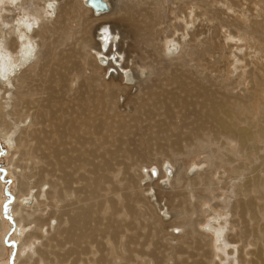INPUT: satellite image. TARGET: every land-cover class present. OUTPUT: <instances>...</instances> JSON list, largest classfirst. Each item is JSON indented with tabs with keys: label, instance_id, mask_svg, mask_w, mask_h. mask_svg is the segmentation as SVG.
<instances>
[{
	"label": "rangeland",
	"instance_id": "374dc122",
	"mask_svg": "<svg viewBox=\"0 0 264 264\" xmlns=\"http://www.w3.org/2000/svg\"><path fill=\"white\" fill-rule=\"evenodd\" d=\"M31 1V3L29 2V10L44 2V0ZM193 1L194 0H188L187 2H190L191 4H186L183 0H114L115 5H117L114 12L118 13V7H121L120 5L124 7L123 10L125 11L121 10L120 15L114 14L113 16L112 14L113 17L104 19L110 25L112 31H115V35H110L115 40L114 44L110 45L111 50L119 48V51L122 54L119 53L117 56H121L124 69H134L141 75L136 86L126 87V89L122 88L118 92L120 94H117L116 98L113 97L108 99L109 102L104 106L103 104H97L94 101L100 99V91L105 87L102 86L101 79L94 77L96 78L95 81L94 79L89 80L92 76H88L91 74L90 68L84 69L87 67L85 59L82 64H80L78 70L69 69L66 71L67 77L63 83H55L53 79L57 80V75L52 73V63L47 65L48 59L45 57V52L48 47L47 45L50 44L53 39L58 37L55 30L59 24L51 20L47 21L43 28L36 26V32L34 31L36 35L35 39L44 53L36 61L34 66L27 69L24 68L25 70H17V77L12 79L13 84L10 83V87L12 88L11 91L14 92V95L7 93L5 99L3 98L5 93L3 91L4 89L0 91V101L3 102L5 107L7 106L6 109H2V112L4 111L3 114L7 116H4L7 120H11L10 118H12V116L9 115L8 112L13 108L15 100H17L18 97L24 99V96L21 95L20 92L27 88V85L35 87L33 88L35 90L33 96L35 102L32 104V107L28 108V111L25 110V116L23 115V118H25H20L19 121L22 120L21 123L23 127H21V125L20 129H17L14 135V140L18 135L23 136L26 130H31L32 128L42 131V136H44L45 132L53 130V126L57 125L59 120L64 118L61 115L62 108L68 111V115L66 116V119L68 120H74V118L77 117L80 108H83V113H86L85 117L91 116L97 123L100 121L107 122L110 124V128H113L112 131L109 130L108 132L100 126L99 129H96V134L91 138L92 143H85L82 147L77 140L69 139L67 141L65 147L70 149V154L64 155V157L62 156L61 160L69 162V168H65L66 170H63L62 172L56 171L55 176H47V180H49L48 182H50L51 179L55 180L59 176L66 178V183L68 184L66 189L64 188L62 191L64 190L67 192L63 193L64 196L60 201H57L55 198H47L46 201L49 205H47L44 217L49 216L53 212L51 218L52 221H50L51 219L48 220L51 224L44 226L42 234L45 236L32 237L28 245L22 247L23 251L21 252L19 246L21 240L25 238L24 235L27 234L28 230L26 231L22 228L20 230L15 219L11 216V203L14 201L13 193L18 188V180L17 176L12 174L13 165L9 160L12 152L10 150L12 148L10 149L7 141L0 135V182L3 183V190L1 192V217L3 220L2 222L4 223H2L4 229L1 232V247L3 249L2 255H0V264H20L21 259L24 258L23 255L25 253L27 254L26 251L29 250L28 248H31V251L37 252L33 253L34 258H32L27 264H37L35 261L38 259V252L42 253L45 250V243L48 242L47 239L49 237H57L55 235V227H57V223L58 227L56 229L62 230V228L69 226L70 223L67 219L70 215H77L82 206L85 208L88 205H93L92 199L79 201V199H84L86 194L84 191L83 193H79V191L77 192L75 189H77L78 186L85 185V183L79 181V179L82 176L88 177L89 174L92 173L90 171L94 166H96V169L99 166V172L96 170V173L93 175L106 179L103 180L105 183L104 186H102L105 191L100 188L102 190H100L99 193L97 192L100 201L97 200V193L94 198V202L97 204L95 205L96 208L99 207V203H105V206L101 208V213L94 208V211L96 210L97 213H94L92 210L93 213L90 218L91 226L98 228L101 233H98L93 237L91 240L92 245L85 241H83L84 243L79 244L66 242L61 251V254L63 255V252H65L64 254L66 256H59L60 258L57 259L60 263L125 264V257L121 258L115 250L113 251L110 249L113 245L115 247L118 245L117 247L120 252L125 254V256L128 255V253H125L124 245L129 242L130 236L132 237L136 234V222H139L140 220L142 225L144 227L146 225L147 227L142 230V237L138 239V244H131L132 249L133 247H136L137 249V251H135L134 248L133 251L136 255L133 264H157V261L160 258L164 259L166 264H174L175 261L179 260L176 258V256L178 257L179 255L176 254V251L183 244L180 235H183L187 229V226L175 227L169 222L171 215L170 213L168 214L167 210L175 217V204L181 199H179L180 197H176V200L174 201L173 195L180 191L179 189H182V193L184 192L187 195V205L188 209H190L189 217L192 218V221H195V230L192 233H195L194 236H197L195 237L197 243H192L190 245L191 248L188 250L189 255L191 254L192 256L193 254L198 255L201 253L198 257L205 259V263L208 262L207 264H249V260L255 258V255L251 252H254L259 245L251 244L250 241L252 236L248 237L246 236L247 232H243L244 225L246 224H243V220L239 221L240 215L236 211L237 209L234 205L235 201L239 198L235 193L239 188L237 184L243 183L246 177L250 175L251 170H249L248 173L243 172L241 176L237 178L233 177L232 179L231 176H233V172L230 168L234 163L237 164L239 160L232 165H229L228 162L222 163V156L224 157L227 154L224 150L222 151L220 147L216 150L214 143L210 146L205 144L206 147H204V149L189 148L187 141L175 144L173 141L175 139L174 134L176 133L175 128L178 124H181L184 121V115H186V112L188 114L192 109L199 107L196 104H199L202 101V97L196 94L188 95L185 92H182L181 89L178 90L173 80L174 76L171 74L178 73L184 75L183 77L187 75V83L184 80L183 82L188 85L191 83L198 87V84L200 83L194 84L195 80L204 82L203 84L206 85L208 90L212 87L210 91L213 92L218 88L216 84L219 82L224 85L230 84V90L235 95L252 96V91H255L257 93L255 97V105L260 106V104L264 103V50L254 51V48L250 49L245 45L248 41H238V45L244 44L240 55L243 56L245 53L246 56V60L239 63L236 54H234V56L229 53V51H232L233 53L237 52L235 51L236 48H233L234 50L232 49L233 44L236 45L237 43H235L236 41L230 42L231 40H225L224 36L226 27H223L221 30V27L217 25L218 19H213L212 22H210L211 20L208 19L211 18L212 14L204 13L203 7L201 8L196 3L197 0H195V2ZM206 1L211 3V7L214 8L213 10H217L220 16L223 18L225 17V19L229 18V20H232L233 18H238L241 22L246 21L245 23H250L248 20H261V18L264 17V3L262 1H260L258 5H254L251 4V0H232L235 4L231 9L227 8L228 0ZM55 3L58 5L59 9H62L66 0H55ZM124 5H128V7L126 8ZM256 7L262 11V16L257 15L259 9ZM131 8H133V11L128 10ZM234 8L237 9L235 10L236 12L233 10ZM189 9L191 10L190 18L187 16ZM2 10V14H0L1 18L3 15L9 14L8 10ZM241 11L247 13L245 18V15L243 16ZM18 12H20L19 9H16L14 14L22 16V14ZM80 12H83L85 17L90 18L91 21H93L92 17H90V13L82 10ZM238 12L242 18L237 14ZM177 14H179L180 17L182 16L184 20L177 18L179 17ZM187 19L190 23L186 26ZM99 21L100 20H96V22L93 21L92 38ZM3 23L8 26L7 22L5 23L4 21ZM70 24L74 30L78 27L76 21H73ZM230 29H232V27H230ZM166 36L168 40L177 43L175 49L176 52L168 54L169 51H166L168 45L165 41ZM147 37L152 38L155 44L147 45L140 41ZM74 40H76V38L72 37V40L70 41L71 43L68 42V44L60 45L58 51H61L64 48L69 49L71 45L74 46L73 43L76 42ZM99 41L100 40H98V42ZM110 41L113 42V39ZM215 41L216 43H220L223 48L216 49L212 54L207 53L203 55V59L192 58L193 52L198 51L200 53L208 46L209 42L213 43ZM251 42H255L256 45L260 44V42L254 41L253 39ZM84 52L76 54L75 59H78L79 61V59L82 58L81 56H85ZM247 53H250L252 56H248ZM104 55L108 57L107 53H104ZM110 56L115 57V54L111 53L109 57ZM194 57L196 56L194 55ZM108 60H110V58ZM215 61H218V63L215 64L216 66H213ZM55 62L59 66H64L62 63L58 64L57 60H55ZM245 63H248V65L246 66ZM238 64L240 68L235 70V65ZM243 67L244 70L254 68V70L258 72L260 76V84L257 85V89L252 87L249 78H246L245 73L243 74ZM60 71L62 70H59V72ZM104 73L105 77L103 78ZM130 73L133 74L131 71ZM241 73L242 75L238 76ZM110 74V70L108 73L102 71L100 76L103 80L106 79L104 81H108L111 80L109 79ZM120 75L118 76V74H114V77L116 76V81L119 83L121 81ZM90 82L94 85L89 86ZM213 82H215V84ZM134 83H136L135 79H133V84ZM211 83L213 84L211 85ZM50 85H52L51 88L54 87L56 90L48 89ZM7 87H9V85ZM169 93L170 98H168L167 104L171 116L168 117L165 114L168 109L164 111V105L161 106L159 100L160 98H163V96H167ZM175 93L183 97L186 102L193 100V102H195L193 107H191V105L187 111L182 107H178V105L171 100V96ZM36 112L38 114L42 112L45 115V118L41 116L39 117ZM258 115L259 110L257 109L255 112L256 119ZM29 123L33 124H30L29 126ZM122 127H127L128 130H124ZM22 128L24 129L23 131ZM186 129L188 130V127L183 128L182 131L185 132ZM15 144L17 145V142H15ZM259 145L261 150L252 155L251 166H258L262 160L260 156H264V142ZM118 149H123V152H119L120 154L115 155L116 157L111 156L113 150L118 151ZM126 149L131 151V154H126ZM90 150L93 152V156L87 152ZM81 151L87 152L86 157L88 156V158L85 159L88 161L87 164L85 160L83 163L81 159L78 161V154H80ZM20 157L21 153L17 152L13 160L19 164L18 170L22 169V172L28 174L31 172L35 173V171L37 172L42 165L46 166L47 162L49 164L53 158L51 157L42 161L39 157L29 158L28 156H25L24 159ZM32 161L36 164H33L34 169ZM80 165H85V170L78 171L77 167ZM102 166H105V170ZM101 167L102 169H100ZM167 167L170 169L169 173H172L168 180L163 176V170ZM254 169L257 168L255 167ZM208 170H211L209 177L211 180H208L209 186L205 187L203 182L201 184L197 183L199 181L198 176L206 174ZM119 171L121 172L118 173ZM196 174L197 177H195ZM37 177L38 175L35 177L32 176L30 181L34 183ZM177 178H181L179 183H176L178 180ZM161 181H163L162 184ZM50 185L51 183H47L45 190H50ZM113 186L118 190L120 189V192L116 190L117 193L114 191L115 189L113 190L117 195H114V192L112 191ZM123 186L131 189L129 190V193L130 191L134 193L133 195L131 192L133 198H131L132 201L130 203L136 205L138 214L135 215L136 217L133 216L134 214H129L130 216L125 214V220H121L120 217L118 222L127 224L129 230L125 231L123 234H119L116 238H112L110 237L111 234L106 235L104 233L107 224L105 222L107 221L105 220V217L111 213L110 204H107L106 202L107 198L112 195V200L115 197V200L113 201H119L118 203L120 204L123 197H118L119 194L128 191L126 187L127 191L124 190L125 188ZM86 187L87 186L85 185V188ZM121 188H124V192H122ZM110 189L113 193L107 192L108 190L110 191ZM165 189L168 193L164 191ZM102 194H105L106 196ZM206 194L208 197H206ZM136 196H138V199ZM111 197L109 198L110 200ZM43 198L45 199L46 196ZM116 198L118 199L116 200ZM120 198L121 200H119ZM135 198L140 203L137 204ZM109 210L110 213H108ZM237 215H239V217ZM137 216L140 218L138 221ZM158 216L160 218H158ZM102 219L104 222H102ZM161 219L164 221V225L167 226L162 225L163 228L161 227L159 224V222L161 223L162 221ZM210 223H215L220 228L223 227L221 233H219L220 235H218L219 237L214 235V233L210 231L211 229L209 230L208 226ZM156 225L157 229L153 227ZM49 226H51V228ZM18 228L21 233H17L16 230H18ZM78 230L79 228L76 229L77 235L82 232H79L81 229ZM186 233L189 238L192 237V233H188L187 231ZM16 234H19V238ZM22 234H24V237ZM244 234L246 235L244 236ZM58 239H60L59 236ZM142 248H144V250L141 251ZM84 249H87L88 251L84 252ZM198 251L200 253H197ZM203 252L207 253V256ZM19 254L22 258L19 257ZM63 257L68 258V260ZM187 257L188 254L184 252L180 260H186ZM193 258L196 257L189 258L188 263L186 262L184 264L191 263ZM40 260L38 264H45L42 259Z\"/></svg>",
	"mask_w": 264,
	"mask_h": 264
},
{
	"label": "bare ground",
	"instance_id": "6f19581e",
	"mask_svg": "<svg viewBox=\"0 0 264 264\" xmlns=\"http://www.w3.org/2000/svg\"><path fill=\"white\" fill-rule=\"evenodd\" d=\"M30 1L31 0H12V1L11 0H0V14H2V11H3L2 9H6L9 11V14L3 15L2 18L0 15V91H2L4 89L3 91L5 93H4L3 98H5V95H7V93H11L14 95V92L11 91L12 88L10 87V83H12V79L17 77L16 76V74H18L17 70L24 69V68L27 69V68L34 66L36 61L44 53L42 51L41 47L39 46V44L36 42V39H35V37H36L35 32L36 31L35 30H36V26H39V28H43L44 24L47 21H51V20H53V22H57L59 24L55 30L56 33L58 34V37L56 39H53V41H51L50 44L47 45L48 47H47V50L45 52V57L48 59L47 65H50L52 63V66H53L52 73L57 75L56 76L57 80L53 79L55 81V83H58V84L63 83L67 77L66 71L69 69L78 70L80 68V64H82V62L85 59V61H86L85 63L87 65V67H85L84 69L90 68L91 74L88 76H92V78H90L89 80L94 79V81H95L96 78L101 79L102 80V86L105 87V88H102V90L100 91V95H101L100 99L97 101H94L97 104L101 103L104 106L109 102L108 99L113 98V97L116 98L117 94H120V93H118L119 90H121L122 88L126 89V87H133L134 85L136 86L138 84V82L140 80V75H141L140 73H137V71H135L134 69L133 70L124 69V64H122V60H121L120 55H119L120 59H118V60L114 59L113 56L109 57V55L111 53H114L115 57H116L121 52L119 51V48L111 50L110 45H113L115 40L110 35L111 34L115 35V31H112V29L110 28V25L104 19L108 18V17H113L114 14L120 15L121 10L124 9V7L122 5H120L121 7H118V13H115L114 9L116 8L117 5H115L114 0H105L108 4V8L105 9L104 11H99V10H96L93 7H91L87 3L88 0H68V1L66 0V3L63 5L62 9H59L58 5H56V3H55V0H44V2L41 5H37V6L32 7V8L30 7L31 10H29L28 7H29ZM187 1L188 0H183L184 3L189 4L190 2H187ZM210 1L212 2L214 0H210ZM260 1H262L264 3V0H251L250 2H251V4L258 5ZM193 2H195V0ZM227 2H228L227 8L228 9L233 8L235 2L232 0H228ZM196 3L201 8L203 7L204 13H211L212 14L211 18L208 19V20H211L210 22H212L213 19H215V20L218 19L217 25H219L221 27V30L223 27H226V30H225L226 32H225V36H224L225 40L226 39L229 41L231 40L230 42L236 41L235 43H237L236 45L233 44V46H232V49L236 48L235 51H237V52L233 53L232 51H229V53L231 55L236 54V57L238 59L237 61L239 63L244 62L246 60V56H245V53L243 54V56L240 55L242 53L241 51L243 49L242 47L244 44L238 45V41L239 42L240 41H248V43L246 42L245 45H247V47H249L250 49L254 48V51L264 50V17H262L261 20H257V19H255L253 21L248 20L250 23H245L246 21L241 22V21H239L238 18H233L232 20H229V18H227L228 19L227 20V19H225V17L223 18L222 16H220V14L217 12V10H213L214 8L211 7V3L207 2L206 0H197ZM124 6H126V5H124ZM127 7H128V5L126 6V8ZM248 8H249V6H248ZM248 8H246V9H248ZM256 8H258V7H256ZM16 9H19L20 12H18V13H21L22 16L14 14ZM132 9L133 8L128 9V10L133 11ZM81 10L84 12L90 13V17H92V20L94 22H96V20H100L97 23L98 25L95 28V31H94L95 33L93 35V38H92L93 21H91L90 18L85 17L84 13L80 12ZM136 10H137V8H136ZM233 10L235 11L237 9L234 8ZM123 11H125V10H123ZM238 11H240V10H238ZM241 13L243 16L245 15L244 16V18H245L247 13L245 11H243V12L241 11ZM112 14H113V16H112ZM237 14L239 15L240 13L238 12ZM178 15L179 14H177V16ZM190 15H191V10L189 9L187 16L190 18ZM257 15L262 16V11L260 9H259V13ZM187 16H185V17H187ZM240 17L242 18V16H240ZM177 18H181L182 20H184L182 18V16L180 17V15ZM249 18H250V15H249ZM4 21H5V23L6 22L8 23V26L3 23ZM73 21L77 22L76 25H78V27L76 28V30H74V28L71 27L70 23H72ZM153 23H155V22H153ZM189 23L190 22L187 19L186 20V26ZM220 27H219V29H220ZM230 27H232V29H230ZM72 37L76 38V40H74L76 42L73 43L74 46L71 45V47L69 49L68 48H64V49L61 48L62 50L58 51V49H60L59 46L68 44V42H70L72 40ZM102 38L104 41L102 40ZM111 39H113V42L110 41ZM165 39H166L165 40L166 43H168L166 51L168 50L169 53L168 52L167 53L171 54V53L176 52L175 49L177 47V43L172 42L171 40H168L167 36ZM252 39L254 41L260 42V44L256 45L255 42H251ZM98 40H100V41L98 42ZM175 40H177V39H175ZM140 41H142L143 43H145L147 45L155 44L154 41L152 40V38H148V37L145 39H142ZM93 43H94V46H93ZM221 47H222L221 44L216 43V41L213 43L209 42L208 46L202 52H200V53L198 51L193 52L192 58L203 59L204 58L203 55H205L207 53L212 54V52H215L216 49H218V48L221 49ZM84 51H86V52H84ZM238 51H240V52H238ZM83 52H84L85 56H81L82 58L79 59V61H78V59L76 60L75 55L78 53H83ZM104 53H107L110 60H108L109 58L106 55H104ZM250 53H252V52H250ZM250 53L249 54L247 53L248 56L250 55ZM194 55L196 57H194ZM250 56H252V55H250ZM92 59H93V61H92ZM55 60H57L58 64L62 63V64H64V66L63 65L62 66L57 65ZM216 63H218V61H215L213 66H216L215 65ZM69 64H70V66H69ZM245 64H246V66L248 65V63H245ZM239 68H240L239 64L235 65V70H237ZM59 70H62V71L65 70V71L59 72ZM109 70L111 71V74L109 76V79H111V80L104 81L106 79L103 80L102 77L100 76V73L102 71H104V72L106 71V73H108ZM16 71H17V73H16ZM130 71L133 74H131ZM244 73L246 74V78H249V81H250L252 87H255V89H257L258 88L257 85L260 84L259 83L260 82V80H259L260 76H259L258 72L255 71L254 68H251L249 70H244V67H243V74ZM114 74H116V75L118 74V76L121 74L120 75V78H121L120 83L116 81V79H115L116 76L114 77ZM171 75L174 76L173 80H174L175 85H176L178 90L181 89L182 92H185L188 95L196 94V95L202 97V101L199 104H196L199 107L192 109V111H190L188 114L186 112V115H184V121L181 124H178L177 127L175 128L176 133L174 134L175 139L173 140L175 142V144H178L182 141L183 142L187 141L189 144V148L204 149V147H206V145L210 146L211 144L213 145V143H214L216 150H217V148L219 149V147H220L222 149V151L224 150L225 153L227 154L224 157L222 156V158H221L222 163L228 162L229 165H232L234 162L239 160V162L237 164L234 163V165H232L231 168L229 166L230 170L233 172V174H232L233 176H231L232 179H233V177L237 178V177L241 176V174L243 172L248 173V171L251 170L250 175L246 177L245 181L243 183L237 184L239 186V188L236 190V192L234 190V192L239 196V198L235 201L234 205L236 206V209H237L236 211L240 215L239 221L243 220V222H244L243 224H246V225H244L245 227L243 229V232H247V235L244 234V236L245 235L248 237L252 236L250 243L259 245V247L254 252H251L255 255V258L250 259L249 264H264V156H260L262 160L258 166H254V165L251 166L252 155L254 153H258L261 150L260 149L261 147L259 144L264 142V103L260 104V106L255 105V101H256L255 97L257 94L255 91L254 92L252 91V93H253L252 96H249V95L239 96V95H237V94L235 95L233 92H231L230 84L224 85L223 83L219 82L218 84H216L218 86V88L216 89V91L213 92V91H210L212 89V87L209 88L210 90H208L206 85L203 84L204 82H200V81L195 80L194 84L200 83V84H198V87L192 85L190 82H188V83H190V85L186 84L187 83L186 82L187 75L185 77H183L184 75H180L178 73H172ZM240 75H242V73L239 74L238 76H240ZM94 77H96V78H94ZM104 77H105V73H104L103 78ZM31 78H33V77H31ZM133 79H135V82H136L134 84H133ZM183 80L186 83H184ZM25 82H23V83H25ZM50 82H51V79H50ZM87 82H89V81H87ZM213 83L215 84V82H213ZM213 83H211V85ZM8 85H9V87H7ZM93 85L94 84L92 82H90L89 86H93ZM51 87H52V85H50L48 87V89H55L56 90V88H54V87L51 88ZM33 88H35V87H31V86L27 85V88H25L22 92H20L21 95L24 96V99H22V98L20 99L18 97V99L15 100V103L13 104V108L11 107L12 109L9 112L7 111L8 114L12 116V118H10L11 120H7L4 117L6 115L3 114L4 111L2 112V109L3 108L6 109L7 106L5 107L3 102L0 101V135L7 141V143L10 146V149L11 148L13 149V150L12 149L10 150L12 152L10 154L9 160H10L11 164L13 165L12 174L14 176H17V180H18V188L13 193L14 201H13V203H11L10 212H11V216H13V218L15 219L20 230H21V228L26 230V231L28 230L26 235H24L25 233L22 234V236L24 235L25 238L21 240V243L19 246L20 252L23 251L22 250L23 246L28 245V243L31 241L32 237L33 238L37 237V236L42 237L44 235V234H42V230L44 229V226H46L47 224L48 225L51 224L48 220H50L52 218L53 212L49 216L44 217V213L46 212L45 210L47 209V205H49V204H47V201H46L47 198H49V199L55 198V199H57V201H60L62 199V197L64 196L63 193L67 192L64 190L62 191V189H64V188L66 189V186L68 184V183H66L67 182L66 178L59 176L55 180L51 179L50 182H48L49 180H47L48 179L47 176H49V175L55 176L56 171L62 172L63 170H66L67 167L69 168V162H67L65 160H61L62 156L64 157V155L70 154L69 153L70 149L65 147L67 145V141L69 139L77 140L78 143L82 147V145L85 143H88V144L92 143L91 138L96 134V129H99L100 126H102L108 132H109V130L112 131V128H113V127L110 128L111 126L107 122L100 121L99 123H97L96 120L92 119L91 116L85 117L86 113H83V111H84L83 108H80V110L77 114V117L74 118V120H72V119L68 120V119H66V116L68 115V111L66 109L62 108L61 115L64 118L59 120V123L57 125L53 126L54 127L53 130H51L49 132H45L44 136H42V131H38L37 129H33V128L31 129L30 128L31 130H26V132L23 136L18 135L16 137V139L14 140V135H15L17 129L18 128L20 129V126L22 125V123H21L22 120L19 121L20 118H22V119L25 118V117L23 118V115L25 116V114H24L26 112L25 110L28 111V108L32 107V104H34V102H35V99L33 97L35 90ZM20 91H21V89H20ZM168 98H170V93L167 96H163V98H160V100H159V104L161 106L164 105L163 106L164 111H166L168 109V104H167ZM187 98H188V96H187ZM9 99H10V97H9ZM171 100H173V102L175 104H177L178 107H182L186 111L188 110V108L191 105H192L191 107H193V105L195 103V102H193V100L186 102V100H184L183 97H181L177 93H175L174 95L171 96ZM257 109L259 110V115L256 119L255 118V112L257 111ZM92 113H94V112H92ZM169 113H170V110L168 109V111L165 112V114L169 117V116H171ZM27 114H28V112H27ZM36 114L39 117L41 116V117L45 118V115L42 112L40 114H38L36 112ZM23 121H25V120H23ZM30 124L31 123H29V126H30ZM34 125H36V124H34ZM119 125H122V124H119ZM21 127H23V125ZM185 127H188V130L186 129L187 131L185 130V132H184V131H182V129ZM122 128L124 130H128L127 127H122ZM27 129H28V126H27ZM23 130L24 129L22 128V131ZM35 140H36V142H35ZM15 142H17V145L15 144ZM14 145H16V146H14ZM42 145H44V146H42ZM179 145H182V144H179ZM212 147H214V146H212ZM222 151H220V152H222ZM17 152L21 153L20 158H23V159L25 156H28L29 158L39 157V158H41L42 161L44 159H49L51 157H53V158L49 164L47 162L46 166L42 165V167H40L37 172L35 170H33L34 165H36V164H34V162L32 161L33 163L32 162L31 163H32V165L33 164L34 165H33V169L32 168L31 169L33 171H35V173L31 172L33 174H31V173L28 174L26 172L25 173L22 172V169L21 170L19 169L20 170V172H19V170H18L19 164L14 162V160H13L15 155L17 154ZM84 152L81 151V153L78 154V161L81 159L82 163L86 158H88V156L86 157L87 152H89L93 156V152L91 150L87 151L85 153ZM119 152H123V149H118V151L113 150L111 156L114 157L115 155L120 154ZM130 152L131 151H129L127 149L125 150L126 154L127 153L131 154ZM220 152H219V154H220ZM257 158H259V157H257ZM67 159H69V158H67ZM85 161L87 164L88 161L87 160H85ZM168 166H170V165H168ZM217 166H219V165H217ZM102 167L105 170V166H102ZM102 167L100 169H102ZM255 167L257 169H254ZM26 168H28V167H26ZM77 168H78V171L79 170H81V171L85 170V165H80ZM35 169H36V166H35ZM98 169H99V166L97 167V169H96V166H94L92 168V170L90 171L92 173H90L88 177L82 176L79 179V181H82L83 183H85V185L87 186L86 188H85V185H83L80 187L78 186V188L75 189L77 192L79 191V193H83V191H84L86 194L84 199H79V201L92 199V204L94 206L88 205L85 208L82 206L77 215L74 214V215H70L68 217L67 220L69 221L70 224L68 227L66 226L65 228H62V230L56 229L58 227V223H57V227H55V231H56L55 235L57 237H51V238L49 237L47 239L48 242L45 243L46 248L42 253L38 252V259L37 260L35 259L36 260L35 263L38 264L39 260L42 259L45 262V264H64L62 261H61L62 263H60L59 260L57 261V259L60 258L59 256H63V255L66 256L64 254L65 252H63V255L61 254L62 248H63V246H65L66 242L79 244V243H84L83 241H85L86 243L89 242V243H91L90 245H92L91 240L93 239V237L96 234L101 233V231L98 228H94L90 224V218H91V215L93 213L92 210L94 211V208H96L95 205H97V204H95L96 202H94V198H95L97 192L99 193L100 190H102V189L104 190V188L102 186H104L105 182H103V180H106L105 178L97 177V176L93 175L96 173L95 172L96 170L98 171ZM169 171H170L169 167H167L165 170H163V176L167 180L170 178V175L172 174V173H169ZM120 172L121 171H119L118 173H120ZM210 172H211V170H208L206 174L199 175L198 176L199 181L197 183L201 184L203 182L205 187L209 186L208 180H211L209 178ZM31 175L33 177L38 175V177L36 178L34 183H32L30 181L32 178ZM155 175H153V176H155ZM195 177H197V174L195 175ZM177 179L178 180L176 183H179V180H181V178H177ZM75 182H77V181H75ZM47 183H51V185H50L51 189L50 190H45V186ZM162 183H163V181H161V184ZM162 186H165V185H162ZM115 187H117V186H115ZM100 188H102V189H100ZM105 188H107V187H105ZM112 188H113L112 191L114 189H115L114 191L118 190L117 188H114V186ZM124 188H121L122 192H124L123 191ZM126 188L124 190L127 191V189H128L127 192L120 193V194L118 193L119 194L118 197H121V196L123 197V198L121 197L122 200H121V198L119 199V200H121L120 204L118 203L119 201H117V202L113 201V200H115V197L112 200V197H113L112 195H111L112 197L110 196L112 201L109 199L110 197L107 198L106 203L110 204L111 213L109 210L108 213H110V214L107 217H105V220H107L105 222L107 224H106V227L104 229V233L106 235L111 234L110 237H112V238H116L119 234H123L125 231L129 230V227L127 224H124L122 222H118L120 217H121V220H125L126 219L124 217L125 214L126 215L134 214L133 215L134 217H136L135 215L138 214V211L136 209V205L130 203L132 201L131 198H133L132 197L133 192L130 191V193H129V190H131V189H129V187L127 189ZM168 188H169V186H168ZM2 190H3V183L0 182V255H2V249H3L1 247V241H2L1 232L4 229L3 225H2L3 220L1 217L2 216L1 215V192H2ZM179 190L180 191H178L177 193L175 192L176 193L175 195L172 194L174 196L173 197L174 201L176 200V197H180L179 199H181L178 202H176V204H175V210H176L175 217L170 211L167 210L168 214L170 213V215H171L169 222L171 223L172 226H175V227H186L187 226V229L185 230L184 234L180 235L183 244L176 251V254H179L178 257L176 256V258L179 260L175 261L174 264H184L186 262L188 263V259L191 257H196V258H193V261L189 264H207L208 262L205 263V259H203L202 257H198V255L199 256L201 255V253L199 251L197 252V253H200L198 255L193 254L191 256V254L189 255V253H188V250L191 248L190 245L192 243H195V244L197 243L196 238H195L197 236H194L195 233H192L195 230V228H194V226H195L194 222L195 221H192V218L189 217V210L190 209H188V205H187V202H188L187 195L184 192L182 193V189H179ZM118 191L120 192V189ZM164 191H166V189ZM107 192H111V189H110V191L108 190ZM113 192H111V193H113ZM98 193H97V197H98ZM116 193H117V191H116ZM116 193L114 192V195ZM166 193H168V192L166 191ZM102 195H105V194H102ZM133 195H134V193H133ZM204 195H205V193H204ZM44 196H46L45 199L43 198ZM136 197L138 199V196H136ZM206 197H208L207 194H206ZM117 199L118 198H116V200ZM203 199H204V196H203ZM97 200L100 201L99 197ZM136 203L138 204L140 202L137 200ZM98 206L99 207L96 208L97 211L102 212L101 208L103 206H105V203H99ZM97 211L95 210L94 213L95 212L97 213ZM102 214H104V213H102ZM165 214H166V212H165ZM239 215H237V216L239 217ZM129 216H126V217H129ZM137 217H138L137 218V221H138L140 218H139V216H137ZM158 218H160V217L158 216ZM103 219H104V217H103ZM103 219H102V222H104ZM212 219H214V218H212ZM50 221H52V219ZM136 223H137L136 224V234H134V236H132V237L131 236L129 237V242H127V244L124 243L126 245V246L124 245L125 253H128V255L125 256V254H122L117 247L118 245L116 247L113 245V247L110 249L113 251L115 250L116 253L119 256H121V258L125 257L127 264H133L135 262V256L136 255L134 254L133 251H134V248H135V251H137V249H136V247H133V249H132L131 244L132 243L138 244V239H140V237H142V230L146 229V227H147L146 225L144 227L142 225V223L140 222V220H139V222H136ZM154 224H156V223H154ZM159 224L162 227V225H164L165 223L162 220L161 223L159 222ZM164 226H167V225H164ZM49 227L51 228V226H49ZM153 227L155 229H157V225L153 226ZM19 228H18V230H16L17 233L18 232L21 233ZM59 228H60V226H59ZM77 228H79V230L81 229L80 231L78 230L79 232L82 231L78 235L76 233ZM208 228H209V230L211 229L210 231H212L214 233V235L218 236V235H220L219 233H221V229L223 227L220 228L217 224L210 223ZM84 229H86V230H84ZM186 231L188 233H192L191 238H189V236H187L188 234L186 233ZM47 233H48V231H47ZM16 235H18L17 237L19 238V234H16ZM58 236L60 237V239H58ZM192 238H194V239H192ZM190 239H191V241H190ZM222 247H223V245H222ZM87 248H89V247H87ZM28 249H27L28 251L25 250L27 252V254L24 252L25 253L23 255L24 258H22L21 255L19 254V257L22 258L20 264H27L32 258H34L33 253H36L37 251H31V248H28ZM142 250H144V248H142L141 251ZM87 251H88L87 249H84V252H87ZM184 252L188 254L187 259L186 260H184V259L180 260ZM203 253L206 254V256H207V253H205V252H203ZM64 259L68 260V258H64ZM64 259H62V260L65 261ZM73 264H77V263L74 262ZM157 264H166V263H165L164 259L160 258L157 261Z\"/></svg>",
	"mask_w": 264,
	"mask_h": 264
},
{
	"label": "water",
	"instance_id": "95a60500",
	"mask_svg": "<svg viewBox=\"0 0 264 264\" xmlns=\"http://www.w3.org/2000/svg\"><path fill=\"white\" fill-rule=\"evenodd\" d=\"M87 3L96 10L104 11L108 8V4L105 0H88Z\"/></svg>",
	"mask_w": 264,
	"mask_h": 264
},
{
	"label": "snow or ice",
	"instance_id": "6c2138e0",
	"mask_svg": "<svg viewBox=\"0 0 264 264\" xmlns=\"http://www.w3.org/2000/svg\"><path fill=\"white\" fill-rule=\"evenodd\" d=\"M114 59H117L118 60V59H120V57L119 56H116V57H114Z\"/></svg>",
	"mask_w": 264,
	"mask_h": 264
}]
</instances>
